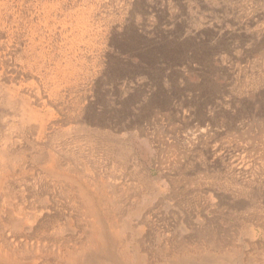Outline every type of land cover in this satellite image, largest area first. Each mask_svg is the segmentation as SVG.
I'll return each mask as SVG.
<instances>
[{"label":"rangeland","instance_id":"374dc122","mask_svg":"<svg viewBox=\"0 0 264 264\" xmlns=\"http://www.w3.org/2000/svg\"><path fill=\"white\" fill-rule=\"evenodd\" d=\"M97 2L102 6L91 13L102 28L101 49L84 83L66 97L77 112L81 99L94 106L84 112L80 141L95 161L87 162L88 171L97 182L142 187L149 218L141 226L144 242L153 247L170 235L171 256L213 252L216 234L239 239L246 228L262 242L264 0ZM5 119L0 114V138ZM64 129L73 141L74 128ZM60 142L58 136L50 145ZM12 188L18 203L28 204L27 192Z\"/></svg>","mask_w":264,"mask_h":264},{"label":"bare ground","instance_id":"6f19581e","mask_svg":"<svg viewBox=\"0 0 264 264\" xmlns=\"http://www.w3.org/2000/svg\"><path fill=\"white\" fill-rule=\"evenodd\" d=\"M97 1L0 0V114L7 128L0 138V264H264V240L253 228L239 239L216 234L213 252L198 256H171L170 235L149 247L142 187L97 182L88 171L87 162L95 161L80 141L94 106L82 104V95L77 112L66 97L101 49L102 28L91 13L102 6ZM258 34L264 37V29ZM123 140L133 147L130 137ZM12 186L27 192L28 204L18 203ZM180 232V238L189 233Z\"/></svg>","mask_w":264,"mask_h":264},{"label":"crops","instance_id":"0c3cea01","mask_svg":"<svg viewBox=\"0 0 264 264\" xmlns=\"http://www.w3.org/2000/svg\"><path fill=\"white\" fill-rule=\"evenodd\" d=\"M205 115H207L205 112H204V113H202V118H204V116H205ZM208 116H209V115H208Z\"/></svg>","mask_w":264,"mask_h":264}]
</instances>
